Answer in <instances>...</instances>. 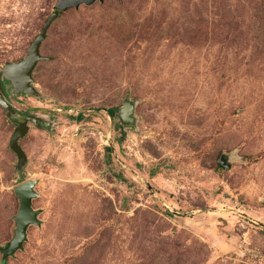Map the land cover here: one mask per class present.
Returning <instances> with one entry per match:
<instances>
[{
    "label": "rangeland",
    "instance_id": "rangeland-1",
    "mask_svg": "<svg viewBox=\"0 0 264 264\" xmlns=\"http://www.w3.org/2000/svg\"><path fill=\"white\" fill-rule=\"evenodd\" d=\"M59 1L0 0V69ZM40 53L35 93L2 75L0 264H264V0H96Z\"/></svg>",
    "mask_w": 264,
    "mask_h": 264
},
{
    "label": "water",
    "instance_id": "water-1",
    "mask_svg": "<svg viewBox=\"0 0 264 264\" xmlns=\"http://www.w3.org/2000/svg\"><path fill=\"white\" fill-rule=\"evenodd\" d=\"M96 0H60L56 5L54 13L49 17L45 23L43 29L33 41L29 55L22 62L9 63L0 69V104H2L8 112H11V106L7 103L3 96L2 75L13 82L19 91H25L27 93H35V88L32 86L33 70L38 61L42 59L40 53V46L43 39L47 35V31L53 21L59 16L61 11H65L71 7H79L81 4H92ZM27 119H31L35 123L39 124L40 119L38 117L29 115ZM29 129L26 122L20 123L12 136L11 147L21 156L25 158V153L19 145V138ZM36 181L29 180L18 185L15 188L16 194L20 200V207L18 214L15 216L17 221V229L15 231L14 238L7 244L6 247H2L4 260H7L9 256L14 255L16 251L23 247V243L27 238V229L31 224H39L38 211L33 206V198L37 197L38 193L35 190Z\"/></svg>",
    "mask_w": 264,
    "mask_h": 264
},
{
    "label": "trees",
    "instance_id": "trees-1",
    "mask_svg": "<svg viewBox=\"0 0 264 264\" xmlns=\"http://www.w3.org/2000/svg\"><path fill=\"white\" fill-rule=\"evenodd\" d=\"M83 116H84V113H78V114L76 115V119H77L78 121H81L82 118H83Z\"/></svg>",
    "mask_w": 264,
    "mask_h": 264
}]
</instances>
